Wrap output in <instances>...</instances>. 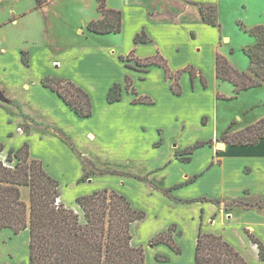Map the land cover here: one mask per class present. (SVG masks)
I'll list each match as a JSON object with an SVG mask.
<instances>
[{
    "label": "crops",
    "instance_id": "crops-1",
    "mask_svg": "<svg viewBox=\"0 0 264 264\" xmlns=\"http://www.w3.org/2000/svg\"><path fill=\"white\" fill-rule=\"evenodd\" d=\"M3 1H0V27L8 22L7 20H5L6 22L4 21L7 16V9L4 8ZM217 2L219 0H107L108 8L122 12L121 31L104 34L93 32L98 36L100 35L102 40L97 41L95 39L96 42L92 43V45L74 46L72 50L77 52L68 59L70 62H77L76 65L81 68L80 71L78 69L73 78L69 77L68 79L85 89L90 94L93 104L91 116L94 117L95 115V118L88 125L90 129L84 126L86 131L83 133L86 134L89 141L98 143L102 149L101 153H107L108 158H118L126 162L149 165L147 170L137 173L140 175L149 174V178L139 179L136 175L131 174L132 172L123 174V176L133 180L134 178L139 179L145 182L150 194H159L162 205L169 211L167 225L161 230L165 229L164 231H167L172 225H176L177 231L174 233V240L183 252V240L189 237L188 228L192 229L193 249L191 255H189L187 260L174 261L173 257L176 255L180 256V254L175 251V254H173L170 250H160L162 247H169L166 243L152 245L159 249V253L151 250L152 238L164 231L159 232L160 230H158V233L152 234L145 243L138 241L135 236V226H145L144 221L147 219L145 212L144 218L132 223L131 232L133 235L132 245L145 248L147 264H193L201 231L223 236L243 255L248 264H264V259L260 257L258 244L254 243L249 235L252 234L264 245V140L252 145L234 146L224 143L222 149H217V147H214V138L199 139L197 142L213 140V144H206L193 150L194 155L189 163L199 164L200 166L190 171L176 167L175 172L180 171L185 175L181 179L177 177L169 184H166L157 177L159 176L158 174H165L166 168L171 165L174 166V170L175 164L179 163L172 153V137H187L188 129L199 125L195 124L196 121H193L190 115L183 117L180 115L178 117L177 115L174 116L178 130L172 133L170 141H168V138L164 135L166 131L164 125H155L152 121H146L141 118V112H146L148 107L155 106L159 102L151 90L143 92L136 87L139 81L148 82L149 87L155 82L163 81L167 85V90H170L171 97L183 95L185 91L183 87L188 83L190 84V94L193 96L192 99H190L191 97L189 98V101L192 103H196L197 98L203 95V85L208 88L211 84L224 81L217 77L216 56L218 53L228 56V53L223 49L222 42L224 40L229 41V37H223L222 35H218L220 38L216 37L213 28L215 26L206 23L201 13V5H212L216 8ZM91 5L95 7L97 12L92 20L103 18V12L99 8L98 0H92ZM139 33H145L149 41L137 42L135 38ZM6 38L7 35L2 36V40L5 41ZM9 52H11L9 48L1 47L0 57L9 55ZM133 54L136 55L137 59L141 60L160 55L167 61L168 67L173 73L191 66L195 69L196 76L193 79L189 70L182 72L179 76L182 93L180 95L175 94L172 89L174 79L167 77L164 67L152 64L145 71H142L129 67L128 63H124L125 61L121 60V57L126 58L125 55L130 56ZM66 58L67 56H65V59L59 56L53 59V64L56 63L59 70L54 71V74L45 76L67 78V74L64 73V65L66 66L68 62ZM83 72L86 75H82ZM91 75L95 76L90 77ZM110 75L111 83L108 84L105 77ZM45 76L40 77V81ZM127 77L130 78L132 86L138 94L136 95L123 88L127 92L126 94L130 95H128L129 98H126L127 96L124 97L123 91L120 100L110 102L108 100V90L116 83L125 86ZM81 78H88L87 81L97 78V80H105L101 82L105 84L107 89L105 93V106L107 108L104 110L103 115L98 116L96 112L95 88L91 87L93 82L89 83V87L86 82L81 81ZM27 87L28 85L25 86V88ZM36 92L51 99L60 110L65 111L64 109L69 107L73 111L55 91L48 89V87H43L40 82H37ZM136 96H148L152 99V103H135L134 98ZM30 102L35 107L42 104L39 102L34 103L33 96L32 98L30 96V100H27V103ZM2 105L0 102V128L6 129V135L9 140L0 141L5 147L0 153V160L5 159L4 153H6V150L18 149L12 146V138L25 135L18 132V129L14 127V122L9 123V108ZM107 111L108 113H106ZM42 116L59 126L51 117ZM204 116L206 115H203L202 118ZM76 117V120L88 118L78 114ZM207 124L202 123L200 126ZM61 128L64 131L62 130V134H58L66 140L64 133L68 132L67 124L65 123V126L61 125ZM156 130L160 131L161 137H154L153 134ZM31 135L42 141H54L55 136H57L48 135L42 130L34 131ZM161 140H163V143L154 145ZM21 142L23 145L28 141L26 138H22ZM28 143L31 145L32 158L48 161L46 158L37 157L33 150V142ZM206 146L212 150L211 158L209 157L208 159L207 157L204 160L206 157L202 155L201 158H196L197 150ZM124 152L126 155L122 154ZM101 158L108 159L107 155ZM235 159H238L235 161L237 165H234L233 160ZM158 160H161L162 163H159ZM199 161L202 162L200 163ZM97 162L100 161L98 160ZM52 176L58 179L54 174ZM205 178L208 180L212 191L192 197H184L177 192L178 189ZM256 188H261V191L256 193L254 191ZM91 193L93 191L88 192V194ZM78 196H82V193L75 191L72 194V198L75 201ZM240 201L253 204L259 202L261 206L260 208L245 207L239 203ZM132 205L134 206L133 203ZM70 208L77 213L81 212L79 204L70 206ZM21 236L24 237V245L27 249V253L24 250L26 255L22 259L17 257L20 251L19 245L22 244ZM150 251H152L151 255L155 256V261H149L148 254ZM157 255L166 257L167 261L164 263L159 262ZM0 264H30V231L28 229L21 231V233H15L11 228L0 230Z\"/></svg>",
    "mask_w": 264,
    "mask_h": 264
},
{
    "label": "rangeland",
    "instance_id": "rangeland-1",
    "mask_svg": "<svg viewBox=\"0 0 264 264\" xmlns=\"http://www.w3.org/2000/svg\"><path fill=\"white\" fill-rule=\"evenodd\" d=\"M91 2L92 0L3 1L8 16V18L5 17L4 21L7 20L8 22L0 27V49L7 47L11 52L9 55L0 57V92L3 95L0 102L3 104L2 106L9 108V123L14 122V127L18 129V132L25 134L12 138V146L18 149L22 147V138H26L28 142H33L34 153L37 157L46 158L49 161H43L45 168L60 181L63 195L60 201L65 202L66 206L68 205L70 208V206L78 204L72 198L75 191L87 195L90 191L94 192L104 188L116 190L126 195L137 209L146 212L145 226H135V236L138 241L145 243L152 234L158 233V230H160L159 232L165 230L161 229L167 225L169 212L162 205L159 194H150L145 182L139 180L149 178V174H137L147 170L149 165L126 162L118 158H108L107 153H101V146L96 142L89 141L86 134L83 133L86 131L84 126L90 129L88 125L95 118V115L94 117L76 120L77 113L74 110L72 111L69 107L64 109L65 111L60 110L55 102L36 92L37 82L42 83L40 77L54 74V71L59 70L57 64H53V59L59 56L65 59L67 56L68 62L66 66L64 65V73L67 74V78H73L78 69L80 71L81 68L76 65L77 62L73 63L68 60L77 52L76 50L73 51L72 48L80 45H92L96 42L95 39L97 41L102 40L100 35L98 36L88 29V24L97 13ZM215 9L218 25L213 28L216 37L218 35L229 37V41L224 40L222 42L223 49L228 53V60L240 70L248 71L250 58L244 49L252 46L255 43V38L239 23H244L247 29L264 24V0H219ZM3 35H7L5 41L2 40ZM125 57L124 63L133 64L136 69L144 71L145 68H148L137 65L135 54L125 55ZM24 59L27 61L25 62ZM30 65L31 67H29ZM82 75L86 74L83 72ZM94 76L91 75L90 77ZM81 79L89 87V83L93 82L91 87L95 88L96 112L98 116L103 115L107 108L105 106L107 89L105 84L101 82L106 80L108 84L111 83V75L105 77V80H97V78L87 81L88 78ZM26 85H28L27 88H25ZM42 85L46 87L43 83ZM136 87L143 92L151 90L158 99L157 105L148 107L146 112H141V118L146 121L150 120L155 125H164L166 127L164 135L168 141H170L172 133L178 130L174 116L190 115L193 121H196L195 124L199 125L188 129L187 137H172V153L179 163L175 164L174 170V166L171 165L166 168L165 174H158L157 177L166 184L177 177L181 179L185 175L180 171L175 172L176 167L190 171L200 166L189 163L194 155L192 145L199 139L214 138V147L222 149L223 146H220V143H226L222 140V135L233 121L235 122L232 131H237L264 118V86L252 87L236 94L231 82L219 81L216 84H211L208 88L203 85V95L201 94L202 96L197 98L196 103L189 101V98L192 99L193 96L190 94V84L188 83L183 87L185 89L183 95L176 97H171L170 90H167V85L163 81L155 82L150 87L148 82L139 81ZM123 88H125L124 85ZM48 89L52 90L49 87ZM123 91L124 97L129 98V94L127 95V92ZM30 96L31 98L33 96L34 103H42L41 106L35 107L31 102L27 103ZM42 115L51 117L60 127ZM203 115L206 116L202 118ZM64 122L67 124V135L64 133L69 139L67 141L58 134V131L63 130L61 125L65 126ZM202 123L207 125L201 127ZM5 130L3 127L0 128V141L2 142L9 140ZM39 130L48 135L57 136H55L54 141H42L31 135L34 131ZM153 135L154 137H161L159 130H156ZM161 143L163 140L154 145ZM208 146L210 147V145ZM209 147L198 149V153L195 154L196 158H201V155L206 157L204 160L207 157L208 159L211 158L212 150ZM202 151L204 152L202 153ZM8 152L9 150H6L4 153L5 158H7ZM122 154L126 155L125 152ZM105 155H107V160L101 158ZM86 159L90 162H85ZM98 160L101 163L97 162ZM237 160H233L234 165H237L235 162ZM158 162L162 163L161 160ZM99 169L105 170V172L100 173ZM87 172L88 174H86ZM130 172L139 179L134 178L133 180L123 176V174ZM208 191H212V189L206 178L177 190L184 197L198 196ZM254 191L259 193L261 188H256ZM29 196V188L24 187L23 199L27 204H29ZM79 214L82 218V209ZM188 229L189 237L183 240L184 252H177L170 246V248L168 246L162 247L160 250H170L173 254L175 252L180 254V256L173 257L174 261L187 260L193 249L192 229ZM20 240L22 244L19 245L20 251L17 257L22 259L26 255L24 250L27 253V249L24 245L23 236L20 237ZM151 250L157 251L156 253L160 252L152 244ZM151 254L152 251L148 254L149 261H155V256L153 257Z\"/></svg>",
    "mask_w": 264,
    "mask_h": 264
},
{
    "label": "trees",
    "instance_id": "trees-1",
    "mask_svg": "<svg viewBox=\"0 0 264 264\" xmlns=\"http://www.w3.org/2000/svg\"><path fill=\"white\" fill-rule=\"evenodd\" d=\"M98 2L103 18L92 20L88 24V29L100 34L120 32L122 12L108 8L107 0ZM201 13L206 23L218 25L214 6L201 5ZM239 25L255 38V43L244 49L250 58L248 71L235 67L221 53L216 56L217 77L231 82L236 94L264 85V24L250 29L242 22ZM135 40L148 42L149 38L145 33H139ZM121 60L126 59L121 57ZM136 62L139 66L149 67L157 64L164 67L167 77L174 79L172 89L178 95L182 93L179 83L181 73L189 70L193 79L196 76L195 69L191 66L173 73L167 61L160 55L144 60L136 59ZM127 65L135 68L133 64ZM42 83L55 91L78 115L82 117L92 115L93 104L90 94L72 80L49 75L42 79ZM125 88L138 94L129 77ZM122 92V84H114L108 92V100L110 102L120 100ZM134 101L152 103L148 96H136ZM234 122L222 135V140L227 144L252 145L264 140V118L237 131H232ZM58 133L62 134L60 131ZM206 144H213V140L199 141L192 149ZM4 149V145L0 143V152ZM85 162L90 161L86 159ZM98 171L105 172L101 169ZM24 187L29 188V204L23 199ZM61 195L59 180L47 171L42 160L32 158L28 142L17 150L11 149L6 161L0 160V230L11 228L15 233H20L29 229L30 264H147L145 248L132 245L131 232L132 223L144 218L145 212L136 209L126 195L104 188L78 196L76 201L82 209V218L79 213L60 201ZM239 203L245 207L261 206L259 202ZM176 231V225H172L167 231L153 237L151 244L166 243L175 251L181 252L180 246L174 240ZM249 235L253 242L258 244L260 257L264 259L263 243L252 234ZM157 260L164 263L167 258L157 255ZM193 264L248 263L223 236L201 231Z\"/></svg>",
    "mask_w": 264,
    "mask_h": 264
},
{
    "label": "water",
    "instance_id": "water-1",
    "mask_svg": "<svg viewBox=\"0 0 264 264\" xmlns=\"http://www.w3.org/2000/svg\"><path fill=\"white\" fill-rule=\"evenodd\" d=\"M0 98L3 99V95L1 94V92H0ZM223 145H224L223 143H220V146H223Z\"/></svg>",
    "mask_w": 264,
    "mask_h": 264
},
{
    "label": "built area",
    "instance_id": "built-area-1",
    "mask_svg": "<svg viewBox=\"0 0 264 264\" xmlns=\"http://www.w3.org/2000/svg\"><path fill=\"white\" fill-rule=\"evenodd\" d=\"M3 161H6V158Z\"/></svg>",
    "mask_w": 264,
    "mask_h": 264
}]
</instances>
